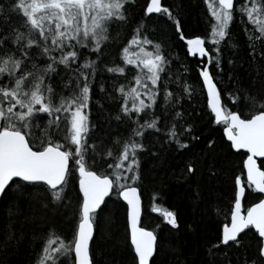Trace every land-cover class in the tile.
<instances>
[{"label":"snow or ice","instance_id":"1","mask_svg":"<svg viewBox=\"0 0 264 264\" xmlns=\"http://www.w3.org/2000/svg\"><path fill=\"white\" fill-rule=\"evenodd\" d=\"M135 3H0V208L6 213L0 217V264H15L4 257L19 253L21 246L28 250V264H96L98 217L112 199L125 206L131 264H155L157 232L142 226V159L161 150L187 151L199 137L184 108L195 88L173 69L179 59L173 46L151 38L152 14L171 21L186 56L200 61L210 119L222 126L229 148L243 157L224 211L222 238L213 247H242L243 236L254 230L257 255L242 264H264V0H205L210 17L205 36L186 35L170 6L146 0L130 39L113 58L110 48L132 22ZM237 20L247 39L251 79L245 84L229 71L231 89L222 88L225 49L231 52L228 65L237 64L240 45L232 32ZM98 72L112 74L111 90L103 79L97 82ZM96 88L105 101L118 105L105 110L106 124L111 128L115 122L123 131L98 132L92 105L104 106L94 101ZM182 172L194 175V162ZM74 184L78 204L65 234L54 221L37 217L33 206L66 208ZM249 194L257 202L249 205ZM152 195L155 200L161 193ZM162 216L179 228L176 212L163 210Z\"/></svg>","mask_w":264,"mask_h":264},{"label":"trees","instance_id":"2","mask_svg":"<svg viewBox=\"0 0 264 264\" xmlns=\"http://www.w3.org/2000/svg\"><path fill=\"white\" fill-rule=\"evenodd\" d=\"M163 1L165 4V0ZM172 1L174 7H177V15L181 20L185 34L205 36L208 28L206 20L209 16L205 2L203 0ZM2 2L4 0H0V3ZM141 10L142 3L140 0H136L131 10L132 22L121 31L119 43L110 48L113 58L119 48L130 39L135 22L141 18ZM13 19H15L14 16ZM159 28L161 29V26ZM163 30L166 44L172 45V50L189 65L183 66L189 69L187 72H184L181 66H173V69H179L190 84H196L193 98L185 103L184 108L187 113H190L188 121L195 126L193 135L198 136L199 139L191 141V146L187 151L170 150L165 153L161 150L155 157L144 155L141 189L142 226L149 228L153 226L155 231L158 229V253L154 256L155 264H229V262L230 264H242L245 257L251 260L258 252V243L252 232L243 236L242 247H223L221 245L219 248L213 247L220 240V223L224 220V211L229 207L233 195L234 177L241 171L242 156L232 153L224 141L222 127L210 119L204 93L200 88L197 63L186 58L184 43L173 37V35L176 36L173 26L163 28ZM232 32L233 38L240 45V49L234 57L237 64L235 67L228 65L227 61L231 52L225 49L224 80L219 85L229 89H231V84L228 82L229 71L233 72L234 76H238L245 84L249 82L252 74V66L249 63L251 57L247 54V39L243 28L234 23ZM170 34L173 38L169 37ZM130 75L131 73H129ZM111 77L110 73L98 72L96 79L97 82L103 79L106 88L111 90ZM103 96L104 94L98 88L94 90V101L100 100L104 107L100 109L94 102L92 119L98 123L99 133L112 132L114 135L115 131H123V129L118 128L115 122L112 123L111 128L108 127L105 122V110L115 111L118 105L105 101ZM224 103L227 107L235 110L233 104L228 100L225 99ZM209 141L214 143L210 146ZM188 161L194 162L196 168L194 175L186 176V173L182 172ZM73 186L72 193L70 194V189L68 192L70 199L68 206L55 208L61 212V220L57 227L63 231L64 228L71 227L74 223L72 213L76 210L74 204L77 198L74 195H77V191L75 184ZM197 191L199 197L196 196ZM154 192L161 193L155 200L152 195ZM112 205H117V214L111 220L105 219L106 211ZM33 207L39 206L34 204ZM154 207L160 208V212L163 210L176 212L179 228L175 229L166 225L167 222L159 214L151 212ZM217 209L220 211L218 212ZM34 212L37 216L38 213L35 210ZM5 214L4 209L0 208V217ZM100 216L102 218L100 217L98 221L99 226L94 245L96 264H131L125 230L124 206L119 201L109 200L107 206L103 207L100 212ZM17 227H19V223ZM102 229H104V233ZM4 258L6 261L13 260L15 264H28L30 256L26 247L21 246L19 253Z\"/></svg>","mask_w":264,"mask_h":264},{"label":"bare ground","instance_id":"3","mask_svg":"<svg viewBox=\"0 0 264 264\" xmlns=\"http://www.w3.org/2000/svg\"><path fill=\"white\" fill-rule=\"evenodd\" d=\"M140 2L142 3V10H141V17H142L143 8L145 6L146 0H140ZM165 2H166L165 5L170 6L172 8V10L174 11V13L178 14V11L176 10L177 7H174L172 0H165ZM203 2H205V0H203ZM162 3H164L163 0H162ZM151 18H152L151 21L150 22L148 21V23L150 24L149 25L150 26V29H151V31H150L151 38H153L154 40H157V41H160V42H163V43L166 44L165 35H162L161 32L164 31L163 28L164 29L165 28H168L169 26H173V24L171 23V21H168L165 17H163L161 15L155 14V15H152ZM208 20H209V16H207V20H206L207 23H208ZM235 23L238 26L242 27V24L238 20ZM160 26H161V29L159 28ZM169 37H171V38L175 37L178 41H180L177 36H174L173 35V37H172V35L170 34ZM185 51H186V49H185ZM186 58L188 60L189 59L190 60H194L197 63V65H200V61L197 58H192L190 56H187ZM181 63L183 64V66H189V65H187L188 62L187 61H184L180 55H179V59L178 60H174V62H173L174 65L173 66H181ZM193 87L195 88L196 87V84H194ZM201 92L204 93V91H202V89H201ZM204 97H205V93H204ZM222 134H223V130H222ZM223 138H224V134H223ZM224 141L226 142L225 138H224ZM226 143L229 146L230 143H228V142H226ZM230 150L232 151L233 154H237V152L234 149H230ZM247 200H248L249 205L251 203H253V202H257L256 196L254 194H249L248 197H247ZM252 234H254L255 237H256V234H255L254 230H253ZM221 238H222V222L220 223V239Z\"/></svg>","mask_w":264,"mask_h":264},{"label":"rangeland","instance_id":"4","mask_svg":"<svg viewBox=\"0 0 264 264\" xmlns=\"http://www.w3.org/2000/svg\"><path fill=\"white\" fill-rule=\"evenodd\" d=\"M205 5H206V3H205ZM206 8H207V6H206ZM208 11V10H207ZM161 34L162 35H165L163 32H161ZM74 186H72L71 188H70V194L72 193V191H71V189L73 188ZM69 192V191H68ZM77 195H74V197L75 198H77L76 197ZM71 197H72V195H71ZM113 201H115V199H112ZM73 203H74V201H73ZM36 205H38L39 207H33V209L38 213V217H40V216H44V217H46L47 219H49V220H51V221H54L55 222V224L57 225V226H59V221L61 220V212H60V210H57V209H55V208H49V209H47V210H45V209H43V208H41V206H40V204H39V202H37V203H35ZM77 204H78V198L75 200V204H74V208L75 207H77ZM68 211V210H67ZM151 212H153V211H151ZM117 214V205H112V206H110L108 209H107V211H106V215H105V219H109V220H111L112 218H113V216L114 215H116ZM101 216L99 215V217H98V221H99V218H100ZM102 218V217H101ZM72 227V226H71ZM71 227H66V228H64V231L63 230H61L59 227H58V229H59V231L60 232H62V233H65V234H67V233H69L70 232V229H71ZM108 227V226H107ZM102 232L104 233V229H102ZM105 232H106V230H105Z\"/></svg>","mask_w":264,"mask_h":264},{"label":"flooded vegetation","instance_id":"5","mask_svg":"<svg viewBox=\"0 0 264 264\" xmlns=\"http://www.w3.org/2000/svg\"><path fill=\"white\" fill-rule=\"evenodd\" d=\"M103 207V206H102ZM124 209H125V207H124ZM156 213H158L159 214V216L160 217H162L163 218V216H162V212H157V211H155ZM125 220H126V214H125ZM166 225H168V224H166ZM168 226H170L171 227V225H168ZM144 227H146V228H148L149 230H154L153 228V226L152 227H147V226H144ZM172 228V227H171ZM156 232H157V236H158V229H156ZM127 237H128V235H127ZM127 240H128V238H127ZM128 243H129V241H128ZM221 246H223V247H225L224 245H222L221 244Z\"/></svg>","mask_w":264,"mask_h":264},{"label":"water","instance_id":"6","mask_svg":"<svg viewBox=\"0 0 264 264\" xmlns=\"http://www.w3.org/2000/svg\"><path fill=\"white\" fill-rule=\"evenodd\" d=\"M152 15H155V14H152ZM224 138H225V140H226V142H228L227 141V138H226V136L224 135ZM228 143H230V142H228ZM236 151V150H235ZM241 151H244V150H241ZM123 203V202H122ZM124 204V203H123Z\"/></svg>","mask_w":264,"mask_h":264}]
</instances>
